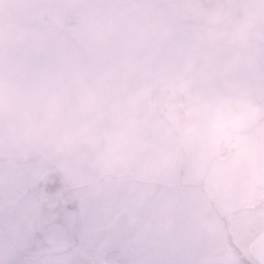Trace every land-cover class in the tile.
<instances>
[{
    "label": "clouds",
    "instance_id": "9594fccd",
    "mask_svg": "<svg viewBox=\"0 0 264 264\" xmlns=\"http://www.w3.org/2000/svg\"><path fill=\"white\" fill-rule=\"evenodd\" d=\"M0 264H264V0H0Z\"/></svg>",
    "mask_w": 264,
    "mask_h": 264
}]
</instances>
